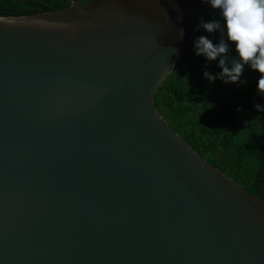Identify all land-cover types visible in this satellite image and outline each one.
Returning a JSON list of instances; mask_svg holds the SVG:
<instances>
[{
	"label": "water",
	"instance_id": "1",
	"mask_svg": "<svg viewBox=\"0 0 264 264\" xmlns=\"http://www.w3.org/2000/svg\"><path fill=\"white\" fill-rule=\"evenodd\" d=\"M207 5L0 15V264H264V201L153 100Z\"/></svg>",
	"mask_w": 264,
	"mask_h": 264
},
{
	"label": "trees",
	"instance_id": "2",
	"mask_svg": "<svg viewBox=\"0 0 264 264\" xmlns=\"http://www.w3.org/2000/svg\"><path fill=\"white\" fill-rule=\"evenodd\" d=\"M72 0H0V15L15 16L48 11ZM204 22L218 20L219 9L208 3ZM201 24V21H200ZM199 24V25H200ZM219 43L220 32L198 27L186 50L166 76L153 100L166 123L196 152L264 201V94L257 89L260 73L244 65L239 82L225 83L219 73V57L197 55V37ZM226 38V36H225ZM229 43V63L239 59ZM208 72L216 77L210 81Z\"/></svg>",
	"mask_w": 264,
	"mask_h": 264
},
{
	"label": "clouds",
	"instance_id": "3",
	"mask_svg": "<svg viewBox=\"0 0 264 264\" xmlns=\"http://www.w3.org/2000/svg\"><path fill=\"white\" fill-rule=\"evenodd\" d=\"M212 8L219 9L223 18V26L218 20L204 22L202 27L208 33L220 32L219 43L205 35L196 38L194 47L197 55H204L208 60H216L219 57V66L222 72L220 78L225 83L239 82L244 71V65H250L253 70L260 73L257 81V89L264 94V0H206ZM226 36V38H225ZM179 38H183V29L179 32ZM235 45V51L239 59L232 58L229 63V43ZM178 50L172 48V53ZM204 76L210 81L216 79L212 74L205 72ZM255 107L262 109L261 105Z\"/></svg>",
	"mask_w": 264,
	"mask_h": 264
}]
</instances>
